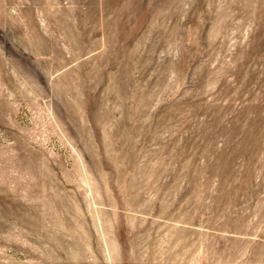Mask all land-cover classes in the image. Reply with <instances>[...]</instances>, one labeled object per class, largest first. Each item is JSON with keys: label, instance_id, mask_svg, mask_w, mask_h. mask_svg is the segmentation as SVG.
Instances as JSON below:
<instances>
[{"label": "rangeland", "instance_id": "rangeland-1", "mask_svg": "<svg viewBox=\"0 0 264 264\" xmlns=\"http://www.w3.org/2000/svg\"><path fill=\"white\" fill-rule=\"evenodd\" d=\"M0 264H264V0H0Z\"/></svg>", "mask_w": 264, "mask_h": 264}]
</instances>
